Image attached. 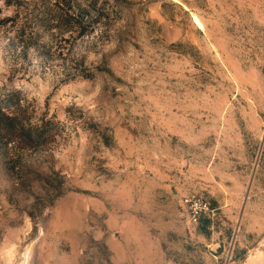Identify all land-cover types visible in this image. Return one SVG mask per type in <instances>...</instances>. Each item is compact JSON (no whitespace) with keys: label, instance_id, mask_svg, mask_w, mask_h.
<instances>
[{"label":"rangeland","instance_id":"374dc122","mask_svg":"<svg viewBox=\"0 0 264 264\" xmlns=\"http://www.w3.org/2000/svg\"><path fill=\"white\" fill-rule=\"evenodd\" d=\"M16 90L0 264H264V0H0Z\"/></svg>","mask_w":264,"mask_h":264},{"label":"trees","instance_id":"16d2710c","mask_svg":"<svg viewBox=\"0 0 264 264\" xmlns=\"http://www.w3.org/2000/svg\"><path fill=\"white\" fill-rule=\"evenodd\" d=\"M21 105L20 91L0 93V140L6 145L17 140L34 146L44 138V127L22 120L18 114Z\"/></svg>","mask_w":264,"mask_h":264},{"label":"built area","instance_id":"2783aa9c","mask_svg":"<svg viewBox=\"0 0 264 264\" xmlns=\"http://www.w3.org/2000/svg\"><path fill=\"white\" fill-rule=\"evenodd\" d=\"M202 213H203V207L201 206V203L195 200L190 205L189 222L191 224H197L198 221L200 220Z\"/></svg>","mask_w":264,"mask_h":264}]
</instances>
